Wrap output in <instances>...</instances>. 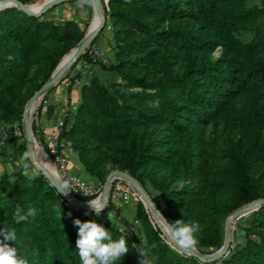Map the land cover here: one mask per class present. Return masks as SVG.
I'll list each match as a JSON object with an SVG mask.
<instances>
[{
    "label": "trees",
    "instance_id": "obj_1",
    "mask_svg": "<svg viewBox=\"0 0 264 264\" xmlns=\"http://www.w3.org/2000/svg\"><path fill=\"white\" fill-rule=\"evenodd\" d=\"M100 4L104 21L89 45L107 27L110 62L92 61L85 48L64 76L85 57L116 78L102 81L92 72L80 83L58 134L86 174L102 182L110 168L125 169L169 224L199 223L195 247L211 252L222 241V217L264 196V0ZM82 8V24L47 17L46 10L28 14L12 5L0 8V126L18 123L21 130L26 99L83 36L91 6ZM207 124L217 128L215 134L205 136ZM30 127L37 138L33 119ZM17 146L20 153L26 149L24 140ZM12 169L15 183L9 182V170L0 171V228L15 230V243H8L28 264H80L77 218L101 224L113 240H127L129 252L116 264H137L138 248L152 264H264V201L247 211L243 241L230 240L222 254L201 260L171 243L141 199L134 214L142 240L69 203L40 170L29 179L19 167ZM17 205L25 213L35 209V217L17 223ZM104 206L103 211L112 209L113 203Z\"/></svg>",
    "mask_w": 264,
    "mask_h": 264
},
{
    "label": "clouds",
    "instance_id": "obj_2",
    "mask_svg": "<svg viewBox=\"0 0 264 264\" xmlns=\"http://www.w3.org/2000/svg\"><path fill=\"white\" fill-rule=\"evenodd\" d=\"M94 0H77L78 7L92 6ZM33 152L30 150L24 151L19 158V169L23 175L29 179L34 178L31 161ZM16 169H10L8 172L9 182L15 183ZM65 191L68 189L67 184L61 185ZM89 207L93 210L96 216H100L105 206L97 200L88 201ZM89 213H85L88 215ZM36 210L30 208L26 213L17 205L14 211V218L17 223L27 221L29 217H35ZM71 215V213H69ZM162 218V217H161ZM108 219L115 223L113 214L108 212ZM163 219V218H162ZM164 220V219H163ZM167 224V221L164 220ZM73 226L78 229L76 249L80 259V264H116L117 261L125 257L129 252L127 240L121 237L118 240H113L109 230L105 229L101 224L88 220L81 221L75 219ZM168 231L173 240L177 241L182 247H192L198 243L196 234L200 231L199 223L184 224L181 220L175 221L168 225ZM16 241V233L14 229L0 228V264H28V261L18 254L15 246H11L8 242ZM139 264H152L148 258L147 252L143 248H138Z\"/></svg>",
    "mask_w": 264,
    "mask_h": 264
},
{
    "label": "water",
    "instance_id": "obj_3",
    "mask_svg": "<svg viewBox=\"0 0 264 264\" xmlns=\"http://www.w3.org/2000/svg\"><path fill=\"white\" fill-rule=\"evenodd\" d=\"M7 1H10V2H7ZM59 1H61V0H48L39 9L34 10V9L30 8L27 3L21 2L20 0H0V3H3L0 5V8L12 5V6H15L17 8H20L21 10H23L24 12H26L28 14H39L42 11L49 8L50 6L58 3ZM92 6H93V17H94V15L97 16V22L95 23V25L90 28V23H91L92 18H93L92 17L89 24H88V28L84 32L83 36L73 46H71L66 53H64L60 57V59L58 60V62L54 66V68L52 69L48 78L42 83V85L38 89L34 90L31 93V95L26 99V101L23 105V109H22V113H21V129L23 132V137H24L25 142H26V147H27V150H30L33 152L34 155H33L32 161L37 166V168L42 172V174L45 176V178L61 193V195L72 205L77 206L79 208L91 209L88 205V201L95 200L96 198H99L98 202H102L105 205V202H106L108 195H109V188H110V183H111L112 179L115 177H122L123 179L127 180L133 186V188L137 191V193L140 196V199L142 200V202H144L147 209L151 213H154L155 215L158 216V218L160 219L162 224L161 223H160L161 225L158 223L157 224L159 225L161 230L163 232H165L164 226L168 228L169 223L167 222V224H166L164 222V220H166V219L160 213V211L156 208L154 203L151 201L149 195L144 190V188L142 187L140 182L136 178H134L125 169H120V168L115 167V168H112L111 170L107 171L106 174L104 175L103 180H102L101 188H100L98 194L91 199L82 200V199L75 197L74 195H72L68 191L63 190L61 188L62 184L60 182L56 181L52 177V175H50V173L40 164V162L38 161V159L35 155V152H34V145L35 144L37 146H39V145L36 143L35 138L32 134V131L30 128V119H29L28 113L26 112V109L30 108L33 101L35 100V98L38 95H40L39 100L42 98V95L44 94V92L57 81V79L67 70L68 66L74 61V59L81 52L84 51V49L87 47V45L91 41L94 34L97 32V30L103 24L104 16L102 13L100 0H94V3ZM67 53H69L68 58L63 63H61L63 56ZM41 150H42V148H41ZM263 201H264V196L259 197L255 200H252L248 203L242 204V205L238 206L237 208L228 212L223 219V232H222L221 244L215 250H213L211 252H200L196 249L195 246L182 247L178 244L177 241L173 240L172 238L171 239L174 242V244L180 250H182L185 253L193 254L201 260L212 259V258L218 256L219 254H222L225 251V249H226V247L230 241V239H229V228H230L231 221L235 217H237L238 215H240L244 212H247L248 210L254 208L256 205H258L259 203H261Z\"/></svg>",
    "mask_w": 264,
    "mask_h": 264
},
{
    "label": "rangeland",
    "instance_id": "obj_4",
    "mask_svg": "<svg viewBox=\"0 0 264 264\" xmlns=\"http://www.w3.org/2000/svg\"><path fill=\"white\" fill-rule=\"evenodd\" d=\"M35 1H37V0H35ZM35 1H33V2H35ZM46 1H48V0H43L40 3L31 5V7H41ZM30 3H32V2H29L27 4H30ZM61 4H63L64 6H68V5L70 6V8H69V12H70L69 14L70 15H68V17L70 16L71 18H73L75 20L79 19L80 20L79 23L80 24L83 23L84 18L86 16V10L84 8H82V7H78L77 6V2L75 0H61L58 3H56V5L55 4L54 5L56 6L57 9H59L58 6H62ZM54 5H52V6H54ZM52 6H50L49 8H51ZM49 8H47L46 10H48ZM61 17L62 18L65 17V14H63ZM92 17H93V6H91V15H90V18H89L86 26H85L84 32L88 28V24H89V22H90V20H91ZM96 21H97V19L95 17V20L93 22V25L96 23ZM106 29H107V27H105V30L104 31H106ZM94 44L99 45L104 50V52L106 54H108V53L110 54V50H107V48H106L107 46H106V44L104 42L103 43L102 42L99 43V41H97V43H94ZM218 51H219V48L214 49L212 51V56H216L218 54ZM68 55L69 54H67L65 56H68ZM71 64L68 66V68L71 66ZM93 64H96V63H93ZM81 67L82 66L79 65V63L76 62L75 65L70 69V71L68 72V74L66 76H64V74L66 72L65 71L57 79V81L44 92V94L42 95V98L37 103L38 105L35 106V108L33 109V111L29 115L30 123H31V120L35 116L38 115V114H36L38 110H40L41 112H43V111L46 112L47 106L50 105L51 102H52L50 100V97H53V98L56 97L55 94H57L59 92L57 90H58V88L61 85L64 88L66 86H68L69 85V82L68 81L70 79V76L73 75V74H75L76 71H77V73L79 75L81 73V71H80L81 70ZM82 68H85L84 70L86 72V79H88V77L90 76V74L92 72L90 70H88L89 67H87V68L86 67H82ZM106 71H109V70H106ZM109 72H112L113 75L112 74L110 75L108 72H104V74L100 76V79L102 81H107V80H110V79H115L116 78V75L114 74V72L113 71H109ZM65 82H67V83H65ZM64 106H66V105H64ZM68 108L69 109L70 108L73 109L74 107L72 108V107L69 106ZM20 125H21V118H20ZM18 126H19L18 123H14V124H11V125L10 124L9 125H1L0 126V134H2L3 132L6 133V136H5L4 140H3V142L2 143L0 142V171L1 170H10L12 168L18 167L20 156L23 154L24 151H27V147L21 153L18 151V146H17L18 143L23 142V140H24V144L26 145L25 139L23 137L22 129L20 130ZM202 129H203V132H204L205 136H208V134H212V133L215 134V132H213V131H216L217 130V128H214V126L212 124H207V125L203 126ZM21 134H22V136H21ZM41 154H43V152H41ZM31 164H32V171H33V173H35L37 170H39L37 168V166L34 164L33 161H31ZM112 168H115V167H112ZM112 168H110L109 170H111ZM101 183L102 182H99L98 183L100 185V188H101ZM151 192H153V191L151 190ZM130 199L132 201H134L135 203H136L137 199H140L139 194L137 193V191L134 188H133V193L131 194ZM112 207H113L112 209H108V210H111L113 212V215L117 216V213H115L114 210H113L114 208H116V206L113 205ZM106 211L107 210L103 211L100 216L102 218H105V219L109 220L107 213H105ZM149 213L151 214V216L153 217V219L156 221V223L160 224V221H159L158 216L155 215L154 213H151L150 211H149ZM225 215L222 217V219L220 221L221 227H222V232H223V219H224ZM247 217H248V212H244V213L238 215L237 217H235L231 221L230 228H229V239L232 242H235V241H243L244 240V238H243V231H242V228L241 227L245 224ZM114 221L119 225V227L123 231L127 232L128 234L131 235L132 233H136L137 236H141L140 235V233H141L140 232L141 231V226H140V224H139V222H138L137 219H135L134 221L133 220L131 221L129 219H124L122 217H115L114 218ZM165 229L167 230V232H169L166 227H165ZM164 235H165V233H164ZM168 239L171 241V243H174L171 238H168ZM141 240H142V236H141ZM137 264H139V262H137Z\"/></svg>",
    "mask_w": 264,
    "mask_h": 264
},
{
    "label": "built area",
    "instance_id": "obj_5",
    "mask_svg": "<svg viewBox=\"0 0 264 264\" xmlns=\"http://www.w3.org/2000/svg\"><path fill=\"white\" fill-rule=\"evenodd\" d=\"M86 48V53L92 61L103 64H108L110 62L109 55L106 54L99 45L88 44ZM77 63L86 68L92 65V63H90L85 57H81ZM76 80L77 78L75 77L73 81ZM70 107L73 108L74 105ZM70 109L66 106H61L57 111L53 126L42 124L38 117L35 116L33 119L38 125V135L37 138L34 135L33 136L36 143L42 148V151L52 162L59 182L62 185H68L67 191L69 193L73 195V193L76 192L82 195L96 196L100 190V185L98 184L99 181L97 183L88 182L78 174L70 171L68 166V157L64 151L66 144L58 134V131L63 124V120L65 116L68 115ZM5 136V132L0 134V142H3ZM132 193L133 187L127 180L123 179L122 177H115L110 183L109 195L105 204L108 202V200H110L113 205H116L117 202L127 203L130 200Z\"/></svg>",
    "mask_w": 264,
    "mask_h": 264
},
{
    "label": "crops",
    "instance_id": "obj_6",
    "mask_svg": "<svg viewBox=\"0 0 264 264\" xmlns=\"http://www.w3.org/2000/svg\"><path fill=\"white\" fill-rule=\"evenodd\" d=\"M75 1L77 2V0H75ZM55 5L52 6L51 8H49L48 10H46L44 15L47 17H50V18H55L57 20L61 19L62 18L61 16L63 14H65V17H68V15H70L69 14L70 13L69 12V8H70L69 5L64 6L63 4H61L62 6H58L59 9H57ZM77 20H78V22L80 21L79 19H77ZM107 35H108V31H104L103 34L99 38V43H101V42L105 43V37ZM108 55H109V53H108ZM84 69L85 68L81 67V70H80L81 73L76 76V78H77L76 81L69 82V85L66 86L65 88L61 85L57 90L59 92L57 94H55L56 97L55 98L50 97V100L52 101L51 102V104H52L51 113L49 115H47V113L45 111H43V112L40 111L39 114L37 115L39 121L42 124H45L47 126H53L54 122H55L57 111L61 106L66 105V107H69V106L75 105L77 98H78L79 85H80V83L87 80L86 79V72ZM88 70H90L91 72H95L99 77L101 75H103L104 72H108L110 75L112 74V72L101 69L97 64H92L88 68ZM12 124H14V123H12ZM3 125H8V124H3ZM64 151L68 157V166H69V169L71 172L78 174L80 177L84 178L88 182H91V183H97L98 182V180H96L94 177L86 174L82 170L81 165L78 162L76 153L69 146L66 145L64 148ZM41 152H42V150L40 151V155L43 158V160L46 164V167L48 168L49 166H51L48 169L51 170L53 173H55L54 167L47 161L45 155L41 154ZM115 206L118 209V213H117V216L113 215L114 218L115 217H122L124 219H129L131 221L132 220L134 221L136 219L135 214H134L135 202L132 201L131 199L127 203L117 202V204ZM108 212H111L113 214V212L111 210H107L105 213H107V215H108Z\"/></svg>",
    "mask_w": 264,
    "mask_h": 264
},
{
    "label": "bare ground",
    "instance_id": "obj_7",
    "mask_svg": "<svg viewBox=\"0 0 264 264\" xmlns=\"http://www.w3.org/2000/svg\"><path fill=\"white\" fill-rule=\"evenodd\" d=\"M8 2H10V1H8ZM1 4H3V3H0V5ZM32 4H34V3H32ZM32 4H28V6L30 7V8H32V9H34V10H37V9H39L40 7H31L30 5H32ZM95 17H96V19H97V16L96 15H94V17L92 18V21H91V23H90V28L91 27H93L94 25H93V22H94V20H95ZM97 22V21H96ZM66 55V54H65ZM63 56V58H62V60H61V63H63L67 58H68V56ZM39 98H40V95H38L36 98H35V100L33 101V103H32V105L30 106V108H28V109H26V112L28 113V115H30V113L33 111V109L35 108V106H37L38 104V102H39ZM34 152H35V155H36V157H37V159H38V161L40 162V164L50 173V175H52V177L56 180V181H58L59 182V180H58V178H57V174H56V172L55 173H53L51 170H49L48 168L49 167H51V166H49L48 168L46 167V164H45V162H44V160H43V158L41 157V155H40V153H39V151H38V146L35 144L34 145ZM43 152V151H42ZM43 154L45 155V157H46V159H47V161L53 166V164H52V162L48 159V157L46 156V154L43 152ZM54 167V166H53ZM95 200H99V198H96ZM159 221H160V219H159ZM160 223L162 224V222L160 221ZM167 228V227H166ZM164 229H165V226H164ZM168 229V228H167ZM165 235L168 237V238H171V236H170V233L169 232H167V230L165 229Z\"/></svg>",
    "mask_w": 264,
    "mask_h": 264
}]
</instances>
